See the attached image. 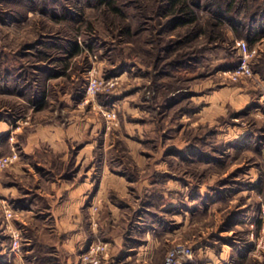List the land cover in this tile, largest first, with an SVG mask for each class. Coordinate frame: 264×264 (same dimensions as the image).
<instances>
[{
  "label": "rangeland",
  "instance_id": "1",
  "mask_svg": "<svg viewBox=\"0 0 264 264\" xmlns=\"http://www.w3.org/2000/svg\"><path fill=\"white\" fill-rule=\"evenodd\" d=\"M153 1L158 0H118L122 11L118 17L92 1L53 0L56 14H62V9L69 11L65 19L54 21L49 13L44 15L34 8L26 11L18 23L0 22V46L11 53L21 51L22 56L10 59L9 63L11 67L23 66L18 69L19 88L13 83L4 84L0 78V121L12 130L0 138V155L9 154L12 147L20 155L15 164L0 172V189L15 187L21 197L27 188L31 190L28 196L34 197L35 181L12 171L27 158L21 152L25 137L39 126L52 124L65 130L84 119L88 123L82 136L79 140L67 137L65 153L52 154L43 143L33 154V158L42 160L40 164L35 167L29 159L32 170L49 169L62 174L70 168L76 173L80 169L75 164L77 153L96 141L91 160L95 171L105 164L110 172L124 176L130 184L133 182L131 186L138 187V191L131 186L129 190L133 191L131 201L135 207L143 206L144 197L136 198L144 180L154 189L150 197L155 204L166 201L168 190L164 184L168 179L186 188L172 196L179 208L189 211L192 226L184 233L187 241L178 242L192 247L193 263L262 264L264 249L260 256L255 255L250 235L264 236V221L260 218L264 210V118L260 108L264 83L259 84L256 107L252 104L235 111L226 104L221 107L224 113L210 110L208 96L223 85L247 81L258 84L260 75L256 72L259 76L237 82L228 77L227 71L238 61L235 42L244 39L235 38L226 27V40L216 47L207 44L201 35L166 51L169 41L184 31L162 28L158 15L155 20L150 19L154 16ZM6 6L0 3V8ZM198 14V24L204 25L206 12L200 10ZM126 25L131 27L129 36L123 33ZM75 40L82 50L68 57L69 42ZM37 41L38 46L23 51ZM259 41L249 45L257 51L251 68L253 61L264 54V49L258 47ZM61 46L64 50L57 49ZM38 51L49 54L47 59H40ZM185 53L196 59L187 58L176 67L170 65ZM90 83L99 87L94 94L86 92ZM113 99L112 104L106 105ZM194 105L199 106L198 111L188 112ZM109 110L114 111V119L104 114ZM20 125L23 132L17 136L14 131ZM245 129L250 131L246 135ZM255 131L260 132L259 143L256 137L250 138ZM82 140L85 143L78 147ZM193 200L202 209H197L195 203L191 205ZM8 203L9 208L18 206L17 201ZM5 211L0 204L1 264H8L9 230L21 226L24 235L29 236L26 226L6 219ZM201 239V245L209 246L217 256L224 250H229L230 256L224 262L219 258V263L196 256L197 245L192 244ZM173 244L159 250L153 264H162ZM240 251L245 258L236 263ZM19 260L9 264H20ZM108 264L117 261L110 259Z\"/></svg>",
  "mask_w": 264,
  "mask_h": 264
},
{
  "label": "crops",
  "instance_id": "2",
  "mask_svg": "<svg viewBox=\"0 0 264 264\" xmlns=\"http://www.w3.org/2000/svg\"><path fill=\"white\" fill-rule=\"evenodd\" d=\"M258 47L260 50L264 49V38L259 41ZM256 81L258 84L247 81L238 85H223L212 91L208 96L209 100H206L211 103L209 109H219V113H224L225 109L223 111L221 107L226 104L231 105L235 111L252 104L256 107L259 103V84L264 83V78L259 76ZM80 120V123H72L65 130L52 124L39 126L25 137L21 152L27 158L15 165L12 171L17 175L30 176L35 181V195L28 200L31 190L27 191V188L21 197L17 196L15 187L0 189L1 206L13 211L11 220L19 225L23 224L29 232L22 244L21 256L11 257L7 260L8 264L15 262L16 258L20 259V264H76L87 242L95 238L111 245L110 257L117 264H153L157 252L162 248L178 241L186 242L184 233L192 226L189 211L186 207L179 208L172 196L176 195L175 191L186 188L181 187L178 181L168 179L164 184L168 190L166 201L155 204L150 197L154 195V189L144 180L136 198L144 197L143 206L135 207L131 201L133 191L129 190L133 182L130 184L124 176L110 172L105 164L95 171L91 160L96 141L79 150L75 164L80 169L69 180L62 179L61 174L50 179L47 169L42 170L46 173L37 168L32 170L29 159L33 160L35 167L40 164L42 160H36L33 154L41 149L43 143L47 144L52 154H56L67 151L66 139L79 140L88 123L84 119ZM22 125L14 131L17 136L23 132ZM245 130V135L250 132ZM11 131L10 125L0 121V138ZM62 159L65 160L66 156L63 155ZM163 171L166 172V168ZM131 187L138 191V187ZM20 199L25 201L24 206L8 207V200L14 202ZM194 203L197 209H202L195 200L191 205ZM93 205L97 206V213L91 210ZM202 240L192 244L197 245L196 256L209 257L216 263L220 262L219 258L224 262L230 256L229 250H224L217 256L209 246L201 245Z\"/></svg>",
  "mask_w": 264,
  "mask_h": 264
},
{
  "label": "trees",
  "instance_id": "3",
  "mask_svg": "<svg viewBox=\"0 0 264 264\" xmlns=\"http://www.w3.org/2000/svg\"><path fill=\"white\" fill-rule=\"evenodd\" d=\"M51 1L53 2V0H0V3L3 2L8 5L3 9L0 8V22L5 23L10 21L18 23L21 18L24 17L26 11L34 8L39 9V12L44 15L49 13L54 21L65 19L68 10L62 9V14H56V12H54L56 8L52 6ZM91 1L94 2V4H97V6L104 5L105 11H110L118 17L122 16L118 0H88V2ZM20 4L25 6H21ZM152 5L151 12L154 13V16L150 19L155 20L157 17L156 15H158L161 18L158 23L162 28H171V30L182 29L184 31L178 38L169 41L166 45V51L176 49L193 39H197L201 35L205 36V42L207 44H212L213 47H216V45L221 44L222 41L224 42L226 40V36L224 35V29L226 27L229 28L235 38L244 39L250 46L255 45L260 39L264 38V0H158L156 2L153 1ZM200 10L206 12V18L203 23L204 25L198 24V11ZM142 16H146V14H142ZM123 33L127 36L131 35V27L126 25ZM149 42L153 41L150 39ZM38 43H40V41H37L36 44L27 45V48H23V51L26 52L28 48H35L38 46ZM207 44H205V46ZM69 47L71 50L69 51L68 57H74L82 50L76 40L73 43L69 42ZM91 48L92 47L89 44L88 49ZM57 49L64 50L62 46ZM201 49L206 48L203 47ZM199 50L200 49H198V52ZM21 54V51L17 53L7 52L5 48L0 46V78L4 81V84L13 83L14 87L21 85H18L17 78L19 77L18 69H22L23 66L19 68L16 66L11 67V63H9L10 59L18 58V56H22ZM47 55L49 54L43 52L38 53L40 59H47ZM188 56H190V54L185 53L179 57V59L183 57L181 60L176 59V61L170 62V65L176 67L187 58L196 59L195 56ZM66 66L67 64H65L64 67ZM252 68L254 72L264 78V54L253 61ZM33 95H36V92ZM43 97H45L44 94L42 95V98ZM114 101V99L113 101L108 100L105 103L106 105H109ZM191 107L192 108L187 110L188 112L195 113L199 109L198 105ZM258 133L260 132L255 131L251 137L255 136L257 138L256 141L259 143L261 136ZM84 143L85 141H80L78 147H82ZM47 170L50 179L60 173L56 171L51 172L49 169ZM74 174V171H70V168H67L64 173L61 174V177L64 180H69ZM32 198L33 197H29L28 200H31ZM17 202L18 206H24V200L20 199ZM244 258V253L240 251L236 263L242 262ZM262 264H264V262Z\"/></svg>",
  "mask_w": 264,
  "mask_h": 264
},
{
  "label": "built area",
  "instance_id": "4",
  "mask_svg": "<svg viewBox=\"0 0 264 264\" xmlns=\"http://www.w3.org/2000/svg\"><path fill=\"white\" fill-rule=\"evenodd\" d=\"M238 54V61L235 63L231 70H228V77L234 82L253 79L256 74L251 68V62L256 55L255 48H250L249 44L244 40H238L235 42V47ZM91 85L87 88V94H94L99 87L97 84L90 83ZM261 102V112L262 118H264V86L262 87V92L260 95ZM108 119H114L115 113L113 110H109L104 113ZM19 152L15 147L11 148V152L7 155H0V172L7 169L9 166L15 164L19 160ZM91 210L97 213V206H91ZM6 219L12 218V211L6 210ZM260 218L264 221V210L260 214ZM253 227V226H252ZM24 228L21 226L13 227L9 230V245L7 246L8 251H6L7 260L11 257H19L22 254L21 247L25 241ZM250 240L254 244L253 252L255 255L260 256V251L264 249V236L259 234V236H254L253 233L250 235ZM111 245L99 238L90 240L85 245L82 252L79 254L78 261L76 264H108L111 257ZM194 260V250L189 245L176 242L167 251L162 264H195Z\"/></svg>",
  "mask_w": 264,
  "mask_h": 264
}]
</instances>
